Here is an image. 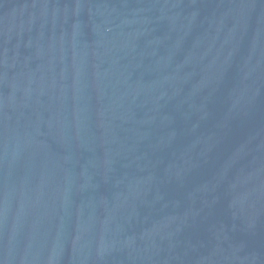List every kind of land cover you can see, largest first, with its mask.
I'll list each match as a JSON object with an SVG mask.
<instances>
[{
  "label": "water",
  "instance_id": "water-1",
  "mask_svg": "<svg viewBox=\"0 0 264 264\" xmlns=\"http://www.w3.org/2000/svg\"><path fill=\"white\" fill-rule=\"evenodd\" d=\"M264 204V0H0V264H232Z\"/></svg>",
  "mask_w": 264,
  "mask_h": 264
}]
</instances>
